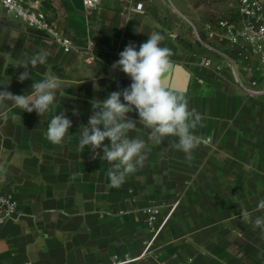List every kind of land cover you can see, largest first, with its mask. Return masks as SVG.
I'll use <instances>...</instances> for the list:
<instances>
[{
    "label": "crops",
    "instance_id": "0c3cea01",
    "mask_svg": "<svg viewBox=\"0 0 264 264\" xmlns=\"http://www.w3.org/2000/svg\"><path fill=\"white\" fill-rule=\"evenodd\" d=\"M27 1L45 11L78 49L88 40L95 46L90 55L77 50L65 53L51 37L31 32L20 21L16 20L22 26L0 23V85L9 83L10 92L23 95L30 93L33 80L56 76L62 81L54 107L42 117L6 102L9 107L3 111L8 119L0 118V190L12 192L19 205L18 219L0 227V264H115L116 257L128 259V264H153L133 256L139 248L137 223L142 215L138 205L143 204L130 192L136 190L137 172L121 186H112L107 176L111 165L99 157L93 159L88 147L81 150L78 134L92 114L93 98L103 100L130 86L128 76L111 69L119 53L129 42L139 51L154 32L165 36L162 46L174 53L171 59L176 67L169 87L186 93L189 107L203 116L204 126L196 130L202 141L191 164L183 152L171 147L176 137L166 138L159 146L148 141V158H175L178 168L190 175L187 179L193 187L211 191L209 205L218 207L198 217L210 224L194 232L199 241L193 246L192 262L178 251L169 264L180 260L264 264L260 229L239 218L241 208L253 211L264 199V92L247 91L257 72L244 73L242 86L226 61L205 49L174 14L194 18L193 31L195 27L208 41L226 47L219 32L207 29V23L219 16H238L228 0L208 9H186L183 0L185 12L178 6L171 9L168 0H102L98 8L90 9L83 0ZM139 3L141 9H137ZM1 10L3 16L11 17ZM172 32L178 37H172ZM41 50L48 52L46 63L30 67L31 78L19 82L25 69L15 66ZM203 57L222 64V70L203 65ZM62 111L72 121L70 138L54 145L46 138V130L51 118ZM128 115L139 119L136 112ZM129 135L147 141L149 131L138 125ZM222 206L227 207L225 212ZM204 238L217 240L204 244L200 240Z\"/></svg>",
    "mask_w": 264,
    "mask_h": 264
},
{
    "label": "clouds",
    "instance_id": "9594fccd",
    "mask_svg": "<svg viewBox=\"0 0 264 264\" xmlns=\"http://www.w3.org/2000/svg\"><path fill=\"white\" fill-rule=\"evenodd\" d=\"M164 40V35L154 32L139 46V51L133 42H129L111 69H118L128 76L132 81L130 86L111 92L103 100L93 98L88 123L80 126L79 148L83 150L88 147L93 159L99 157L111 165L107 176L114 187L121 186L130 175L144 167L151 151L148 141L153 146H159L166 138L176 137L177 141L171 147L183 152L189 163L194 159V150L201 144L202 138L195 133L197 128L204 126L203 116L195 108L189 107L185 92L165 85V80L176 65L171 59L173 51L162 46ZM47 57L48 52L41 50L21 60L15 67H23L25 71L18 76V81L23 83L30 79L29 68L45 64ZM8 85H0L4 89L0 91V118L8 119V113L3 111L9 107L6 102H11V107L24 112L35 111L42 117L54 107L62 81L56 76L33 80L30 93L23 95L13 94L8 90ZM94 88L99 90L95 84ZM132 112L138 113V120L128 115ZM138 125L149 131L147 141L140 135H129ZM71 127L72 121L62 111L48 123L46 138L52 144L60 145L70 138ZM106 139L110 144H104ZM98 150H102L103 155ZM240 210L241 222L260 229L261 238L264 239V215H256L264 211V199L253 211Z\"/></svg>",
    "mask_w": 264,
    "mask_h": 264
},
{
    "label": "rangeland",
    "instance_id": "374dc122",
    "mask_svg": "<svg viewBox=\"0 0 264 264\" xmlns=\"http://www.w3.org/2000/svg\"><path fill=\"white\" fill-rule=\"evenodd\" d=\"M182 2L183 0H168L171 9H176L178 6L181 12H185ZM222 2L224 0H185L184 5L186 9H208V6L213 3ZM2 12L0 8L2 21L22 26L11 17L3 16ZM174 14L175 17H180V23L194 34L195 30L193 31L192 26L197 21L184 14ZM179 35L182 36V34ZM177 165L175 158L158 156L147 159L144 165L146 172L141 170L143 168L137 171L136 190L130 191L135 194L138 202L143 203L138 205L142 216L137 223L139 248L133 254L137 261L148 260L153 264L161 262L169 264L174 259V254L179 251L191 263L193 246L199 241L194 232L200 225L202 228H207L210 224L207 219L199 221L198 217L200 214L213 213L218 209L216 206L209 205L208 196L211 191L195 189L191 180L187 179L190 175L183 173ZM199 200L202 201L201 205H198ZM220 208L221 212L227 209L225 206ZM149 209H157L158 212L152 217ZM200 240L204 244H209L217 239ZM161 257H163L162 261ZM130 260L132 261L133 258Z\"/></svg>",
    "mask_w": 264,
    "mask_h": 264
},
{
    "label": "built area",
    "instance_id": "2783aa9c",
    "mask_svg": "<svg viewBox=\"0 0 264 264\" xmlns=\"http://www.w3.org/2000/svg\"><path fill=\"white\" fill-rule=\"evenodd\" d=\"M101 2L102 0H83L85 7L89 9L98 8ZM228 4L231 9L237 10L238 16H219L207 23V29L219 32L227 46L219 47L213 44L194 27L196 39L205 49L226 61L236 81L242 86H244V73L257 72V76L250 79L247 91L251 94L262 93L264 92V0H228ZM0 7L28 29L51 37L65 53L77 50L90 55L91 50L94 49L95 43L92 40H88L85 47L78 49L70 37L59 31L45 11L27 0H0ZM142 7V3L137 5V9ZM171 36L176 38L178 34L172 32ZM201 63L219 71L223 68L222 64L214 63L210 57H203ZM149 211L152 217L158 212L157 209H149ZM18 217V200L12 192L0 190V227L17 220ZM128 262V259L116 257L114 263L128 264ZM23 264L40 263L27 261ZM177 264H188V261L180 260Z\"/></svg>",
    "mask_w": 264,
    "mask_h": 264
},
{
    "label": "trees",
    "instance_id": "16d2710c",
    "mask_svg": "<svg viewBox=\"0 0 264 264\" xmlns=\"http://www.w3.org/2000/svg\"><path fill=\"white\" fill-rule=\"evenodd\" d=\"M3 22L0 20V23ZM31 32L35 33V34H39V35H44L43 33L39 32V31H35V30H30Z\"/></svg>",
    "mask_w": 264,
    "mask_h": 264
},
{
    "label": "water",
    "instance_id": "95a60500",
    "mask_svg": "<svg viewBox=\"0 0 264 264\" xmlns=\"http://www.w3.org/2000/svg\"><path fill=\"white\" fill-rule=\"evenodd\" d=\"M169 81H170V76L165 80V85H166V86H170Z\"/></svg>",
    "mask_w": 264,
    "mask_h": 264
}]
</instances>
